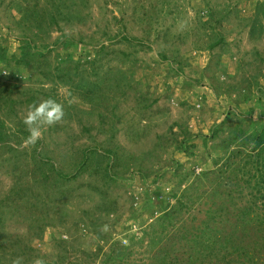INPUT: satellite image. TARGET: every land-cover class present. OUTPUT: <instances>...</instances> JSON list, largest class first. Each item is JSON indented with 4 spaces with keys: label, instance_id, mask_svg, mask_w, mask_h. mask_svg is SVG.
<instances>
[{
    "label": "rangeland",
    "instance_id": "rangeland-1",
    "mask_svg": "<svg viewBox=\"0 0 264 264\" xmlns=\"http://www.w3.org/2000/svg\"><path fill=\"white\" fill-rule=\"evenodd\" d=\"M168 1L175 13L153 26L148 16L167 10L159 0H0V264H104L108 258L114 264L129 236H142L145 222L161 216L159 205L142 212L144 185L155 191L157 176L164 195H180L199 173L217 182L190 197V213L176 214L173 231L192 217L202 221L212 208L221 218L237 213L226 217L230 224L218 220L231 238L220 255L201 249L204 258L194 263L237 264L241 253L249 264V253L250 264H264L256 220L264 218V200L246 174L255 169L245 165L248 155L231 158L238 148L253 153L252 135L238 133L227 153L219 149L225 136L204 144L227 115L244 118L245 131L243 114L251 110L258 132L264 124V0ZM207 1L231 15L220 24L219 16L207 21ZM216 34L225 39L211 49ZM98 69L109 81L93 95L87 85ZM49 100L62 106L63 118L32 125L40 130L32 143L24 121ZM187 136L194 138L189 151H175ZM86 152L90 161L79 170ZM188 176L191 182L184 181ZM234 197H242L238 210L224 205ZM177 203L168 202L167 210ZM169 243L152 255L161 256ZM180 244L170 252L175 264H188L190 248ZM121 264L154 262L142 253Z\"/></svg>",
    "mask_w": 264,
    "mask_h": 264
},
{
    "label": "trees",
    "instance_id": "trees-1",
    "mask_svg": "<svg viewBox=\"0 0 264 264\" xmlns=\"http://www.w3.org/2000/svg\"><path fill=\"white\" fill-rule=\"evenodd\" d=\"M159 2L163 4L165 7H167V10L159 9V11L157 10L156 12H152L148 16L150 22H153L152 23L153 26L159 22L160 17L164 19L165 17H169L172 13H175L174 9H171V8L168 9V3H169L168 0H159ZM138 4H140L139 12L143 11L146 8V5L144 2H138ZM159 5L160 4L156 5L155 9ZM216 9L217 8L211 6L209 1H207V5L204 9V12H206L205 15H206L207 21L208 20L210 21L213 18L215 19L217 16H219L217 18L216 23L220 24L224 22L225 19L229 17V15H231L230 14L231 12H228L227 9H224L222 11H220V9H217L216 11ZM262 13L264 15V9ZM63 36L66 37L65 34ZM213 38H215L214 35H213ZM122 39L125 40L127 43L138 41L140 48H142V46L144 45L143 40H141L140 38L128 37L126 35H122ZM224 39H225L224 37H219V34H216V38L214 39L215 42L209 48L211 49H215L216 47L218 48L220 45H222V43L224 42ZM39 53L40 55H44L43 52L39 51ZM103 53H105V50L103 51ZM112 53L116 54V52H112ZM106 54L109 55V53H106ZM122 55L125 56V58H128L129 54L123 53ZM70 57L71 56H69V58ZM167 58H168L167 56L163 57L164 60H167ZM95 63H96L95 61L92 62V65L94 66ZM98 71L99 69L95 71V76H96L95 81L93 82L91 80L90 82L91 85H87L89 93L93 95L96 93L99 94L100 92H103L106 82L109 81L107 78V76L109 75L107 73L102 72V74L100 75ZM181 71L182 70L180 69L178 70V72H181ZM105 74H107V76H104ZM120 85L121 84L118 83V86ZM4 90H7L8 92L9 88L7 87ZM10 103L13 104L12 100H7V104L11 107ZM252 111L253 110L249 111V113L243 114V116L245 115L249 116L248 130L245 131L243 128L244 123H242V121H244V118L240 119V122H235L232 119L231 115H227L225 118H221L222 121L220 120L215 124L214 128L212 129L211 136L204 137L206 139L204 144L206 146L210 138L215 139L220 136H223V137L225 136L226 140L222 139V141H225L224 145L220 146L219 149L222 152L227 153L229 152V148L233 147L236 144L235 143L236 137L234 136H237L238 133H242V132L243 134L250 133L252 135L251 139L255 143V146L253 148V153L252 152L245 153L244 148H238L237 150H239L240 152H238L236 155L232 154L231 158L234 159V157L238 155L240 157L248 155L249 160L245 161L244 163L245 165L246 164L250 165L253 170L255 169V174L252 175V171H250L251 169L247 170L246 174H249L250 180L251 179L256 180V185H254L252 189L253 191L257 192L256 194L261 195V200L263 201L264 200V195H263L264 193V124L262 125L261 130L258 132L256 128V123H254L253 118H252V113H254ZM4 127H5V124L0 123V128H4ZM193 139H194L193 137L187 136V138L181 141L180 145L177 146L175 151L182 152V153L188 152L190 148L189 145ZM1 140H3V137L0 133V141ZM237 147H242V146L238 145ZM220 150H218V152ZM88 161H90V159H89V155L86 152V154H84V160L79 166V170H81L83 167H86L85 165ZM138 171L139 172H137V174H142L140 170ZM224 172L225 171H222L221 173H224ZM57 173H59V176L62 178H66V179L69 178L62 172H57ZM106 173L111 176L110 171H106ZM195 173L196 171L194 170L193 175H195ZM191 175L192 174H190V176ZM142 176L145 178V180L149 179V175H146V176L142 175ZM190 176H188V178H186V180L184 181L191 182L193 179H191L192 177L190 178ZM196 177L198 179L196 181H192L190 187L187 188L182 194L178 195L177 193H171V196L169 197L168 195L163 194L162 188L159 186V180H158L159 178L157 176L154 178V180L152 179L153 183L155 185H158V187H155V191L153 190V192L150 193L149 189H151L152 186H150V184L148 183L144 185L145 192L142 197V202L140 206L142 209V212H146L149 209H152L156 207L157 205H159L161 216L160 218H155V216L154 218L152 217V222L150 224L148 223V221L145 222V224L143 225L145 227L141 230L142 236L140 237H138L137 235L129 236V241H130L129 245L125 248V251L120 254L121 256H119V258H117L114 261L115 262L114 264H121L123 263V260L128 261L132 259L133 257H135L136 255H139V254L141 255L142 253L143 255H147L148 259L154 262V264H175L176 258L174 254L171 253L170 251L172 250L173 252H176V245L178 246V244L180 243H181L180 245H182L183 247L188 245L190 248V251L186 252L188 256V260L190 261L188 264H203V262L194 263L195 261L197 262V261H200V259L204 258L203 256L204 253H201V249L206 250L210 248L213 254L220 255V248L224 247L223 245H225V242L230 241L231 238L227 239V236L225 238L224 234L218 229L217 223H220L218 220H220L221 217L219 216L222 214H221V211L219 212L217 211L218 210L217 208H212L210 211H208L209 213H207L206 217L200 222L194 217H192V219L186 220L184 223H182V226L186 224L185 227H181L178 229L180 233L178 231L176 233L173 231L175 227L172 226V221L175 219L176 214L178 213L183 214L184 210H185L184 214L188 212L190 213L189 203L190 201H192L190 197H193L195 192H197V190L200 189V187L202 186L205 187L206 184L213 186L214 183L217 182V180L215 179L214 176H212V174L210 176V174L200 175L199 173V175H197ZM227 192L228 191H225V193ZM252 193L253 192L251 191V194ZM166 197L168 198L171 197V198L170 200L167 201ZM241 199L242 197H234L233 199L231 198L230 201L226 202V204L224 205H227L230 203L233 209L238 210L241 208V206H239L238 208V205H239L238 202ZM171 200L178 201V203L177 205L172 204L171 208L167 210V207L169 205L168 202L171 203ZM153 202H155V204H153ZM235 213H237V211H230V212H227L226 214H223L221 218L222 219L221 224H224V225L230 224L231 221L227 220L226 217L228 216V214L235 215ZM245 213H248V212H245ZM136 216L137 215H133V219H135ZM256 220L259 221V226H262L263 233H264V218L261 217L260 220L259 219H256ZM233 227H235V225H233ZM171 234H174V235L171 236ZM260 239L262 240V243H264V237H261ZM166 240H168L171 243V244L169 243L171 245L169 247V250L167 251L161 250V252H163L162 255L159 257H156L155 255L154 257L152 255L154 254L153 251L156 250L157 247L163 244L164 241ZM180 250H183V248L177 250V253ZM150 253L151 255H149ZM246 258L248 259L247 263L249 264L252 263V261L254 260L253 258L250 257L249 253L246 254ZM240 260L242 262L239 263L237 261V264H244L243 262H246L244 261V259H241V253H240ZM111 261L112 260L108 258L104 264H110Z\"/></svg>",
    "mask_w": 264,
    "mask_h": 264
},
{
    "label": "clouds",
    "instance_id": "clouds-1",
    "mask_svg": "<svg viewBox=\"0 0 264 264\" xmlns=\"http://www.w3.org/2000/svg\"><path fill=\"white\" fill-rule=\"evenodd\" d=\"M64 112L60 104L53 100L41 103L36 106L34 111L30 110L28 116L25 119V124L30 128V142L34 143L40 136V130L38 127H32L38 121L43 119L46 123H54L63 118Z\"/></svg>",
    "mask_w": 264,
    "mask_h": 264
}]
</instances>
